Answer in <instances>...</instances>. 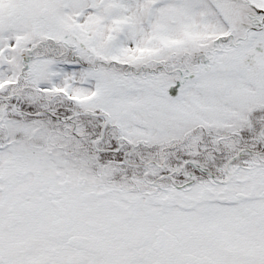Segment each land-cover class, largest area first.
<instances>
[{"label": "snow or ice", "instance_id": "1", "mask_svg": "<svg viewBox=\"0 0 264 264\" xmlns=\"http://www.w3.org/2000/svg\"><path fill=\"white\" fill-rule=\"evenodd\" d=\"M0 264H264V0H0Z\"/></svg>", "mask_w": 264, "mask_h": 264}]
</instances>
